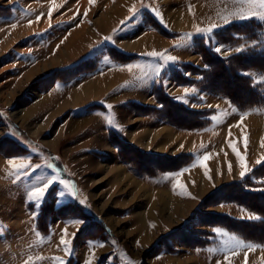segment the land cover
<instances>
[{
    "label": "rangeland",
    "instance_id": "obj_1",
    "mask_svg": "<svg viewBox=\"0 0 264 264\" xmlns=\"http://www.w3.org/2000/svg\"><path fill=\"white\" fill-rule=\"evenodd\" d=\"M236 22L262 27L264 0H0V151L10 152L0 153V264H264L263 246L189 221L202 200V213L256 217L235 203L211 204L208 193L264 159V107L238 111L226 96L171 74L210 77L207 59L251 46L226 31ZM246 74L251 84L264 83V71ZM237 83L220 77L215 92ZM154 88L210 122L192 129L148 115L158 104ZM117 133L133 150L117 152ZM131 152L161 155L167 170L138 174L123 162ZM186 153L192 162L170 170L168 160L185 161ZM48 180L45 197L30 200ZM92 212L112 236L91 223ZM188 221L187 229H209L216 242L190 248L179 241L171 231ZM83 227L104 235L84 237ZM168 237L174 251L163 252L157 245ZM62 238L71 241L70 254Z\"/></svg>",
    "mask_w": 264,
    "mask_h": 264
},
{
    "label": "trees",
    "instance_id": "obj_2",
    "mask_svg": "<svg viewBox=\"0 0 264 264\" xmlns=\"http://www.w3.org/2000/svg\"><path fill=\"white\" fill-rule=\"evenodd\" d=\"M233 25L227 27L226 31H229V33L238 32L240 35H242L244 40L251 42L253 41L254 44L252 42V45L248 48H244L242 52H239L238 54L235 53L232 56L233 58L228 57L226 59H221L215 57L213 59H207V71L211 76L209 77L205 75V73L204 76H202V78H204V81H200L202 78L198 81L194 78H186L185 76L179 75L180 73H178V71L174 69H171L172 78L173 80L180 83L184 81H186V83L193 82L200 88L214 91L213 93H217L221 96H226L229 102L234 107H236L238 111H247L254 108L264 107V83L253 85L250 82L249 76L246 74V71L248 70L256 72L264 71V23L261 24L263 25L262 27H256V24H248L246 22H236ZM223 76H228L232 84H234L236 81H239L242 85L240 86V83H237L239 84V86H237L236 84L231 89L226 88L225 85H221L222 88L218 92H215V89L217 90V88L214 85L216 83L219 84L220 77ZM207 84H209V86ZM155 88L153 90V96L154 100L158 101V104L152 107L153 109H149V107L145 106H139L137 108L143 111L149 109L146 112L148 115L154 116V114H157L156 116H160L161 118H164L166 120H169V116L171 118H175V120L177 121L181 120L183 123L186 122V124H191L189 128L191 127L192 129L205 128L206 125H208V123L210 122L206 118L205 113H203L202 111L191 109L189 107H186L182 103L177 102L164 90V88ZM180 112L190 115V119L185 120L184 118L183 120L181 118L183 115ZM172 122H174V119H172ZM112 137L114 138L113 143L116 146L117 152L119 154H121L122 149H129L130 151L133 150V148L129 147L128 144L125 145V143L121 141V136L118 133L112 134ZM6 145L11 146L10 144ZM0 153L6 156L10 154V152L8 151H0ZM132 153L133 152H131L130 155L125 153L124 156H122L124 160L123 162L128 167H130L131 170H138V174L148 177H156L163 174V171L167 170V168L163 167L168 166L166 165V163L168 162L164 158H161V155H157L154 157L153 155L150 156V153L139 154V152L136 155ZM134 156H137L138 161L133 158ZM149 156L151 158H148ZM184 156L186 157L185 161L181 160L176 162L173 159L168 160L171 165L170 170H178L179 167L184 163H187L188 165L192 162L193 156L191 153H186L184 154ZM148 162H153L151 164H153L154 166H149ZM61 174H63V172ZM263 176L264 159L255 167L251 168L246 173L244 178L235 179L228 185L222 184L220 186H217L208 193L210 197L212 196L211 204H238L246 211L255 214L256 217L254 219L236 218L226 213H202V211L199 210L201 208L200 206L204 203V200H202L196 208L197 213L194 217H191L189 221L193 222V224L196 225H199V223L204 221V225L207 228L218 227L225 232L236 235L246 243L264 247V191H260V186H264V180L261 179ZM82 211L83 213H87L84 207ZM93 213L94 212H92L90 215H86V217H89L91 219V223L94 226H101L102 230H105L108 235L112 236L110 230L106 228V225L102 220L98 218L93 219ZM189 221L184 222L183 226H181L183 229L179 228L178 230L171 231H177V233L179 232L178 236L176 237L179 241H186L189 244L190 248H199L201 246H204L205 244H213V242L216 240V234L213 231L209 229H187L186 224L189 223ZM87 229L88 227H83L81 232V234L83 233L84 237L87 238H93L94 236L103 234V232H101L100 234L89 236L92 234L90 233L91 231H87ZM94 232H97L96 227L95 231H92V233ZM194 234H200L201 236H195ZM169 238L170 237L166 238L162 243H160V245H157V248H159L163 252H169L170 250L174 251V248L168 249L167 247V241L171 239ZM117 259L119 260V258L115 256L114 261ZM116 264H122V261H119Z\"/></svg>",
    "mask_w": 264,
    "mask_h": 264
},
{
    "label": "snow or ice",
    "instance_id": "obj_3",
    "mask_svg": "<svg viewBox=\"0 0 264 264\" xmlns=\"http://www.w3.org/2000/svg\"><path fill=\"white\" fill-rule=\"evenodd\" d=\"M89 3H90V4L93 3V0H89ZM51 11H52V10L50 9V10H49V15H51ZM130 11H133V12L135 13V12H136V9H130ZM85 14H86V13H85ZM157 15H159L158 12H157ZM134 16H135V15H134ZM134 16H133V17H134ZM37 19H39V17H38ZM124 23H125V22H122V25H121L122 27H123ZM215 28H216V25H212V26H211L209 29H207L206 31L209 32V33H211ZM198 31H199V32H203V31H205V30H203V29H198ZM189 39H191V34H189ZM241 50H242V49H240V48H237V49H236L237 52H240ZM216 51H217V52H220L221 49L217 48ZM147 55L152 56V57L161 56V57L163 58V60H164L166 63H167V62H174L175 59H176V58L173 57V56H167V55H164V54H161V53H157V52H151V53H148ZM156 74H157V75L160 74V70H159V68L156 69ZM108 107L111 108L112 106H111V105H108ZM109 123H112V121H110ZM117 127H119V126L117 125ZM246 147H247V144H246ZM233 151H234V152L236 151V150H235V147H233ZM236 154H237V156H238V159H240L239 154H238V153H236ZM207 159H208L207 156H205V157L203 158L204 161H207ZM10 163H11V162H10ZM258 163H259V161H258ZM25 167H26V166H25ZM47 167L51 168L52 165L49 164V165H47ZM201 167H204V162H203V161L201 162ZM247 171H248L247 168H245V170L242 171V172L240 173L241 178H244V177H245ZM53 183H54L53 180H48L47 183H44L43 187H36V188H34V190H32V191H30V192L28 193L29 199H30V200H33V201L41 200L42 198L45 197L46 192H47L48 189L53 185ZM60 183H61V184H66L67 182H66V181H60ZM69 195H70L72 198L75 197V193H74V192L69 193ZM80 203H81V204H84L85 201H80ZM36 206L39 207V203H37ZM81 223H82V222H81ZM65 235H66V234H65ZM60 243H61L62 245H65V252H66V254H70V253L72 252V248L70 247V245H71V241H69V240H67V239H65V238H62L61 241H60ZM237 243H238L239 245H242V241H237ZM247 247L251 248V247H253V246H252V245H247ZM60 264H64V262L61 261Z\"/></svg>",
    "mask_w": 264,
    "mask_h": 264
},
{
    "label": "crops",
    "instance_id": "obj_4",
    "mask_svg": "<svg viewBox=\"0 0 264 264\" xmlns=\"http://www.w3.org/2000/svg\"><path fill=\"white\" fill-rule=\"evenodd\" d=\"M156 104V103H155ZM157 105V104H156ZM257 127V126H256ZM258 135H260V133H257ZM256 139V138H255ZM212 190V189H211ZM211 190H209V192L211 191Z\"/></svg>",
    "mask_w": 264,
    "mask_h": 264
},
{
    "label": "bare ground",
    "instance_id": "obj_5",
    "mask_svg": "<svg viewBox=\"0 0 264 264\" xmlns=\"http://www.w3.org/2000/svg\"><path fill=\"white\" fill-rule=\"evenodd\" d=\"M250 141V140H249ZM250 145H252V144H250Z\"/></svg>",
    "mask_w": 264,
    "mask_h": 264
}]
</instances>
